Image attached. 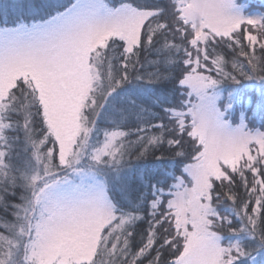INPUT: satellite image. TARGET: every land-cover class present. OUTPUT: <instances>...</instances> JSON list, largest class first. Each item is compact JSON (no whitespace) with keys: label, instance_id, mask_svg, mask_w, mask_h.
Returning <instances> with one entry per match:
<instances>
[{"label":"snow or ice","instance_id":"6c2138e0","mask_svg":"<svg viewBox=\"0 0 264 264\" xmlns=\"http://www.w3.org/2000/svg\"><path fill=\"white\" fill-rule=\"evenodd\" d=\"M0 264H264V0H0Z\"/></svg>","mask_w":264,"mask_h":264},{"label":"trees","instance_id":"16d2710c","mask_svg":"<svg viewBox=\"0 0 264 264\" xmlns=\"http://www.w3.org/2000/svg\"><path fill=\"white\" fill-rule=\"evenodd\" d=\"M242 3H248L253 9H256L261 4L262 0H240Z\"/></svg>","mask_w":264,"mask_h":264}]
</instances>
